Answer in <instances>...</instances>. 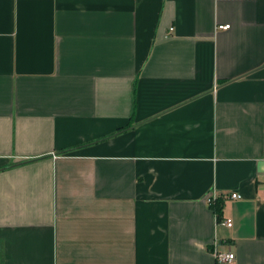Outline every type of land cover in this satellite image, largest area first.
Masks as SVG:
<instances>
[{"label":"crops","instance_id":"1","mask_svg":"<svg viewBox=\"0 0 264 264\" xmlns=\"http://www.w3.org/2000/svg\"><path fill=\"white\" fill-rule=\"evenodd\" d=\"M0 264H264V0H0Z\"/></svg>","mask_w":264,"mask_h":264},{"label":"built area","instance_id":"2","mask_svg":"<svg viewBox=\"0 0 264 264\" xmlns=\"http://www.w3.org/2000/svg\"><path fill=\"white\" fill-rule=\"evenodd\" d=\"M218 28L220 29H227L229 28V24H224V25H219ZM216 193L214 191L207 193L206 197H205V201L209 204H211L215 199H216ZM223 197L225 198H238L239 194L235 193V192H231V193H226L223 195ZM221 223L223 225L226 226H231L232 225V220L230 218H226L224 220L221 221ZM215 258L217 260V262L219 263H229L231 261H233L234 259V253L232 252H217L215 254Z\"/></svg>","mask_w":264,"mask_h":264},{"label":"trees","instance_id":"3","mask_svg":"<svg viewBox=\"0 0 264 264\" xmlns=\"http://www.w3.org/2000/svg\"><path fill=\"white\" fill-rule=\"evenodd\" d=\"M220 201L218 200V198L217 199H215L211 204H210V207L213 209V211L215 212V213H219V211H220Z\"/></svg>","mask_w":264,"mask_h":264}]
</instances>
